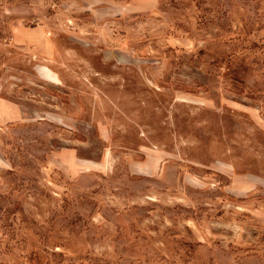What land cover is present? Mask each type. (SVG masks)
I'll return each instance as SVG.
<instances>
[{
  "label": "rangeland",
  "instance_id": "obj_1",
  "mask_svg": "<svg viewBox=\"0 0 264 264\" xmlns=\"http://www.w3.org/2000/svg\"><path fill=\"white\" fill-rule=\"evenodd\" d=\"M0 264H264V0H0Z\"/></svg>",
  "mask_w": 264,
  "mask_h": 264
}]
</instances>
